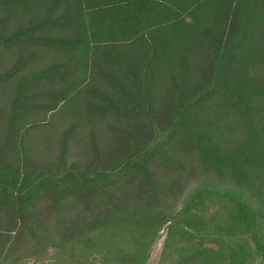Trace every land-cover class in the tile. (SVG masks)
I'll use <instances>...</instances> for the list:
<instances>
[{"label":"trees","instance_id":"1","mask_svg":"<svg viewBox=\"0 0 264 264\" xmlns=\"http://www.w3.org/2000/svg\"><path fill=\"white\" fill-rule=\"evenodd\" d=\"M33 4L42 6L40 17L0 32V49L19 55L0 71V84L14 82L0 161L12 141L18 154L31 149L29 134L40 125L28 117L67 100L74 62L90 72L89 84H76L83 86L80 112L107 124L89 134L85 162L68 159L77 133L71 125L58 136L52 164L34 168L19 155L15 176L0 173V244L15 235L16 261L74 238L54 229L45 242L36 236L26 223L38 210L55 218L65 205L125 196L128 187L133 197L154 192L153 170L182 172L181 157H196L202 171L240 189L264 183V0H0L6 9ZM88 43L91 62L73 59ZM36 50L54 61L27 72ZM231 118L241 139L225 148ZM245 201L243 212L264 224V211ZM74 223L67 231L77 230ZM4 224L14 229L6 234ZM258 237L264 264V232Z\"/></svg>","mask_w":264,"mask_h":264},{"label":"rangeland","instance_id":"2","mask_svg":"<svg viewBox=\"0 0 264 264\" xmlns=\"http://www.w3.org/2000/svg\"><path fill=\"white\" fill-rule=\"evenodd\" d=\"M42 12V6L37 4L26 9L0 7V32L18 29L28 20L40 17ZM94 49L95 45L88 43L73 59L90 63ZM24 52L29 54L32 50ZM34 52L37 56L27 72L54 61L48 51ZM18 56L14 51L0 49V71L7 69ZM74 65V75L64 86L69 91L67 100L59 103L53 112H35L28 117L29 122L40 125L29 134L31 149L18 154L12 141L0 161V173L15 176L19 155L34 168L42 160L52 164L58 136L71 125L77 127V133L68 159L77 163L87 161L89 134L104 131L107 122L93 120L80 112L78 102L84 97L83 86L80 90L76 84H86L90 72L80 62ZM44 88L55 86L47 84ZM13 91L14 82L0 84V147ZM228 120L231 143L226 141L225 148L236 146L242 132L240 124L232 118ZM180 160L184 166L182 172L153 170L158 187L154 192L133 197L134 187H128L125 196L110 192L94 197L87 206L65 205L55 218L47 211L38 210L34 219L26 223L36 236L45 242L54 229L59 235H74L73 240L64 249L50 246L35 257L16 261L20 243L13 242L12 234L9 242L0 244V264H260L257 243L264 224L253 221L250 212H243V203L249 199L252 207L264 211V183L240 189L227 177L219 179L202 171L194 156ZM238 219H250V223H238ZM72 223L78 225L77 230L67 231ZM2 229L7 234L14 228L4 224Z\"/></svg>","mask_w":264,"mask_h":264}]
</instances>
